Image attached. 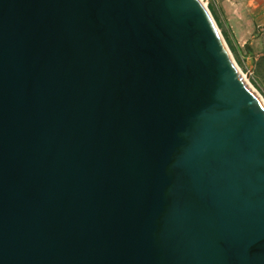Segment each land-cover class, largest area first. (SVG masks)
Instances as JSON below:
<instances>
[{
	"label": "water",
	"instance_id": "water-1",
	"mask_svg": "<svg viewBox=\"0 0 264 264\" xmlns=\"http://www.w3.org/2000/svg\"><path fill=\"white\" fill-rule=\"evenodd\" d=\"M0 264H264V106L199 0H0Z\"/></svg>",
	"mask_w": 264,
	"mask_h": 264
},
{
	"label": "rangeland",
	"instance_id": "rangeland-1",
	"mask_svg": "<svg viewBox=\"0 0 264 264\" xmlns=\"http://www.w3.org/2000/svg\"><path fill=\"white\" fill-rule=\"evenodd\" d=\"M224 45L237 70L245 76L248 84L254 89L258 96L264 101V26L252 31L243 30L237 32L228 26L224 27L220 12H222V0H203ZM237 27V26H236Z\"/></svg>",
	"mask_w": 264,
	"mask_h": 264
},
{
	"label": "crops",
	"instance_id": "crops-1",
	"mask_svg": "<svg viewBox=\"0 0 264 264\" xmlns=\"http://www.w3.org/2000/svg\"><path fill=\"white\" fill-rule=\"evenodd\" d=\"M221 5L223 26H229L232 32L235 28L244 32L264 26V0H222Z\"/></svg>",
	"mask_w": 264,
	"mask_h": 264
},
{
	"label": "bare ground",
	"instance_id": "bare-ground-1",
	"mask_svg": "<svg viewBox=\"0 0 264 264\" xmlns=\"http://www.w3.org/2000/svg\"><path fill=\"white\" fill-rule=\"evenodd\" d=\"M200 2H201V4L204 6V2H203V0H199ZM235 66V65H234ZM235 68H236V70H237V67L235 66ZM238 71V70H237ZM238 74L240 75V77L242 78V80L254 91V89L248 84V82H247V80H246V78H245V76L243 75V73L239 70L238 71ZM255 92V91H254ZM256 93V92H255ZM257 94V93H256ZM258 95V94H257ZM259 97V96H258ZM260 98V97H259ZM260 100H261V102H262V104H263V106H264V101H262V99L260 98Z\"/></svg>",
	"mask_w": 264,
	"mask_h": 264
},
{
	"label": "trees",
	"instance_id": "trees-1",
	"mask_svg": "<svg viewBox=\"0 0 264 264\" xmlns=\"http://www.w3.org/2000/svg\"><path fill=\"white\" fill-rule=\"evenodd\" d=\"M261 60L264 61V55L261 57Z\"/></svg>",
	"mask_w": 264,
	"mask_h": 264
}]
</instances>
